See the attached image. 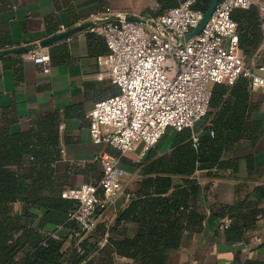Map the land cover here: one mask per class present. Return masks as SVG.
I'll list each match as a JSON object with an SVG mask.
<instances>
[{
  "label": "crops",
  "instance_id": "0c3cea01",
  "mask_svg": "<svg viewBox=\"0 0 264 264\" xmlns=\"http://www.w3.org/2000/svg\"><path fill=\"white\" fill-rule=\"evenodd\" d=\"M174 1L179 4L180 0H0V51L22 47L30 50L41 41L59 35V27L65 33L72 32L45 47L50 56L47 74L26 58L27 52L0 57V134L27 132L36 121L51 124L58 139V160L52 180L62 191L92 183L100 177L102 168L97 157L101 151L118 155L109 147L94 145L89 133L88 113L94 104L118 92L95 63V58L106 54L107 48L102 38L86 32L89 16L102 15L110 9L144 20L167 11ZM261 44L262 40L255 52ZM243 58L249 61L251 57ZM259 62L264 64V52ZM244 111L248 125L255 122L260 125L255 132L257 139L252 142L242 139L227 151L222 158L228 162L225 168L194 174L199 184L197 202L204 221L197 232L185 233L167 264H264V215H257L255 227L240 234L219 228L225 214L222 207L251 201L253 209L264 208V197L256 192V188L264 187V94L248 87ZM232 114L233 110L227 113L226 119ZM208 124L206 121L205 126ZM199 129L192 133L198 134ZM175 135L176 131L169 128L148 151L138 143L120 158L119 167L125 173L122 182L127 190H137L146 158L155 159L168 153ZM174 182L179 183V178L174 177ZM125 205L126 201L119 198L105 211L104 224L87 241L89 251L85 259H76L73 255L69 228L45 226L52 237L64 239L61 264H132V260L116 255L111 259L99 256L100 250L109 248V239H122V229L114 233L109 229ZM13 209L19 216L27 211L21 202L14 203ZM241 211L247 213L244 207ZM30 212L37 217L33 222L36 226L43 212L36 209ZM237 225L241 226V222ZM135 228L133 224L127 225L130 233ZM28 252L24 248L14 259H0V264H25L27 259L23 258Z\"/></svg>",
  "mask_w": 264,
  "mask_h": 264
},
{
  "label": "trees",
  "instance_id": "16d2710c",
  "mask_svg": "<svg viewBox=\"0 0 264 264\" xmlns=\"http://www.w3.org/2000/svg\"><path fill=\"white\" fill-rule=\"evenodd\" d=\"M209 3L210 0H198L194 9L205 12ZM177 5L174 1L171 8ZM232 19L237 24L239 50L249 58L262 40L257 10H235ZM248 87V81L242 77L232 87L215 84L209 111L201 119L209 124L199 129L195 146L193 130L184 129L176 132L168 153L155 159L146 158L137 190H128L131 197L109 229L110 233L122 229L123 237L109 239V248L100 250L99 256L111 259L116 255L132 260V264H167L169 255L180 247L185 233L200 229L204 215L199 211V184L194 174L225 168L228 162L222 158L227 151L242 139L252 142L258 137L255 132L259 123L248 125L244 111ZM231 110L232 116L226 119ZM57 160L58 139L51 124L36 121L27 132L0 134V259H14L28 248L23 258L27 259L25 264H61L64 239L52 237L44 228L47 225L67 227L71 235L76 226L68 222V218L77 210L78 203L63 199L62 188L52 180ZM174 177L179 178V183L174 182ZM256 192L264 197V187L256 188ZM16 202L23 203L27 209L23 216L15 214ZM243 207L246 214L241 211ZM31 209L43 212L36 226L33 222L37 217ZM222 210L225 211L223 217L231 220L225 231L237 234L254 228L257 215H264V208L253 209L251 201L222 207ZM103 224L100 222L80 243V251L74 249L72 240L76 259L87 257V241ZM129 224L136 227L132 233L127 229Z\"/></svg>",
  "mask_w": 264,
  "mask_h": 264
},
{
  "label": "built area",
  "instance_id": "2783aa9c",
  "mask_svg": "<svg viewBox=\"0 0 264 264\" xmlns=\"http://www.w3.org/2000/svg\"><path fill=\"white\" fill-rule=\"evenodd\" d=\"M197 1L180 0L176 7L149 16L143 23L128 21L129 14L110 9L89 16L86 32L102 38L107 48L95 63L118 89L88 113L89 133L94 145L109 147L118 155L101 151L97 157L102 168L99 179L61 192L63 199L78 203L68 218L76 226L71 236L77 251L117 199L126 203L130 199L119 162L136 144L142 143L148 151L167 129H192L208 113L215 84L233 85L242 77L251 91L264 94V64L259 62L264 52V0H219L200 34L183 42L204 16L194 9ZM250 8L257 10L262 44L245 61L232 13ZM64 32L59 27L58 33ZM26 58L42 73L50 72L45 47L36 45ZM197 141L198 134H192L194 146ZM230 224L231 220L223 217L219 228L225 230Z\"/></svg>",
  "mask_w": 264,
  "mask_h": 264
},
{
  "label": "water",
  "instance_id": "95a60500",
  "mask_svg": "<svg viewBox=\"0 0 264 264\" xmlns=\"http://www.w3.org/2000/svg\"><path fill=\"white\" fill-rule=\"evenodd\" d=\"M219 0H210V3L208 5V8L206 9V11L204 12V16L201 20V22L199 23V25L188 35H186L183 39V42L184 41H188L189 39L197 36L200 34L201 30L204 28V26L206 25V23L208 22V20L210 19L211 15L213 14V11L217 5ZM127 20L128 21H131V22H144L143 20H139V19H135L133 17H127ZM88 26V25H87ZM86 26V27H87ZM85 27V28H86ZM79 29L75 30L78 31ZM72 32H64V33H61L59 35H56V36H53L49 39H46V40H43L39 43V46L40 47H47L55 42H58L62 39H65L67 38ZM29 51V47H22V48H17V49H11V50H8V51H0V57H4V56H8V55H12V54H23V53H26Z\"/></svg>",
  "mask_w": 264,
  "mask_h": 264
},
{
  "label": "rangeland",
  "instance_id": "374dc122",
  "mask_svg": "<svg viewBox=\"0 0 264 264\" xmlns=\"http://www.w3.org/2000/svg\"><path fill=\"white\" fill-rule=\"evenodd\" d=\"M206 124V121L204 122L203 120H200L198 122H196L192 128L193 131L198 130L199 128H201L203 125ZM163 136V135H162Z\"/></svg>",
  "mask_w": 264,
  "mask_h": 264
}]
</instances>
